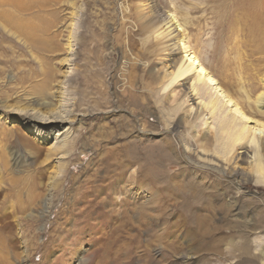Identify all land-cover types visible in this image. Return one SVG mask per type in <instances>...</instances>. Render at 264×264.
<instances>
[{
	"label": "rangeland",
	"instance_id": "rangeland-1",
	"mask_svg": "<svg viewBox=\"0 0 264 264\" xmlns=\"http://www.w3.org/2000/svg\"><path fill=\"white\" fill-rule=\"evenodd\" d=\"M213 12L210 0H0V264H264L254 148L243 144L253 160L237 159L241 146L225 157L191 81L163 91L153 80L184 55L168 47L173 16L211 74L264 123L252 103L264 62H253L248 37L216 27ZM19 109L66 121L56 130L68 137L36 139L12 125ZM152 169L175 187L162 217L134 209L163 197L151 191ZM188 182L200 204L194 191L178 193Z\"/></svg>",
	"mask_w": 264,
	"mask_h": 264
},
{
	"label": "bare ground",
	"instance_id": "bare-ground-1",
	"mask_svg": "<svg viewBox=\"0 0 264 264\" xmlns=\"http://www.w3.org/2000/svg\"><path fill=\"white\" fill-rule=\"evenodd\" d=\"M210 1L212 2L213 5V11H214L213 15L215 16L216 27L223 28L226 31H229L231 36H233L234 34L238 35V33L241 32L243 37L244 36L248 37V40L246 41L250 40L252 43L251 56L253 58V62L254 63L264 62L263 57L256 56V55H262L264 53V38H263L264 0H210ZM180 26L181 25L178 24V22L173 16H170V19L164 24V27H166L165 36L168 38L167 40L169 44L168 47H172L170 50L173 53V55L174 52H176V50H180V49L182 50L183 48V53H184L183 58H181V60H176L172 62V64H170L169 69L170 70L173 69V70L167 73L166 76H164L163 78L153 77L154 82L157 81L162 83L163 91H167L171 87L177 85L180 82L191 81V86H190L191 93H194L195 96L201 99L200 103H197V105L201 106V111L204 109L207 110L210 114V118L216 120V122L219 125L218 131L220 133L214 139H216V141L223 142V144L222 143L221 144H222V149L225 152L224 156L227 157L228 155L233 154V152L236 150L237 147L239 148V146L242 147L241 149H244L243 147L244 142L250 144V146H252L255 151L254 154L255 166L251 165L253 167V172L256 173L258 176H260V178L263 179V183H264V162L262 163L263 160L259 158V153L262 152L264 153V123H262L260 120L248 116L247 113L244 112L243 110L244 108L241 106L239 102L240 99L237 100L234 97V95L231 92H229L226 88H224V86H222L220 82H218L215 76L211 74V72L201 62L198 55H196V53L188 45L186 41L187 37L185 36V31L182 30ZM176 31L179 32L182 31L183 35L179 37L178 34H175ZM159 37H161V34ZM75 38L77 37L74 34L70 45V52H69L70 58L68 59L70 62H72L73 60L74 48L77 44H79ZM243 45L246 46V43L243 42ZM223 52H225V50ZM243 90H245V88ZM253 102L255 104L256 110H258L259 117L264 119V91L261 94H259L256 97V99L252 101V103ZM13 113L19 116V119H15L14 120L15 122L12 125H19L23 130H26L28 132H33L34 137L36 139L39 138L46 142L52 138V135L53 137L55 135L56 139L54 142L51 143V146H56L58 143L63 142L65 138L68 137L69 134L68 128H63L62 130L59 131L56 130L57 123L62 124L66 121H56L55 119L57 118L54 115L50 117L48 116V114H45L44 117H42L43 119H41L40 117L37 116L36 112L31 109L30 111L26 109L13 110ZM63 115L64 114H62V116ZM203 124L205 125L206 122H204ZM249 124H254L253 129L252 127L249 126ZM37 125L42 126L41 128L43 129H40ZM54 131L56 134H53ZM220 134L222 135L220 136ZM247 148L244 149L245 151L239 153L241 155L237 157L238 160H245L246 158L247 159L249 158L250 160L254 159L252 157H249L248 153H250V151H248ZM151 162L155 164L154 159L151 160ZM153 171H154L153 169L150 171L151 172L149 175L150 182L148 181L152 187L151 191H153V189L156 188H158V190L161 189L163 193V197L161 200L156 201L155 199V202L152 205H150V207L139 206L138 208L135 207L134 209L135 210L138 209L141 212H146L150 210H152L153 212L157 211L156 217H162L163 214H161L160 212L158 213V210L161 211L163 206L166 204L167 200L173 198V196H171V192L175 189V187H172L171 189L167 190L165 180L164 181L159 180L155 175H153ZM191 182L194 181L192 180ZM195 184L188 182L187 185L186 184L179 185L177 187V190L178 193H182L184 190L194 191L196 196L198 197V203H199L203 197V194L195 190L196 187ZM167 191L169 193H167ZM180 200L184 201L182 198H180ZM149 203L147 205H149ZM202 203L204 205V209L208 208L212 212L214 211V207L211 203H205V204L204 202ZM189 205L190 204L181 203L180 210L184 211L185 207Z\"/></svg>",
	"mask_w": 264,
	"mask_h": 264
}]
</instances>
